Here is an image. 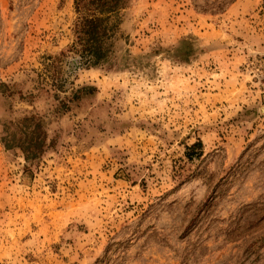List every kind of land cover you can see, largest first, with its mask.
Segmentation results:
<instances>
[{
	"label": "rangeland",
	"instance_id": "obj_1",
	"mask_svg": "<svg viewBox=\"0 0 264 264\" xmlns=\"http://www.w3.org/2000/svg\"><path fill=\"white\" fill-rule=\"evenodd\" d=\"M118 16L79 67L75 0H0V264H264V0Z\"/></svg>",
	"mask_w": 264,
	"mask_h": 264
},
{
	"label": "trees",
	"instance_id": "obj_2",
	"mask_svg": "<svg viewBox=\"0 0 264 264\" xmlns=\"http://www.w3.org/2000/svg\"><path fill=\"white\" fill-rule=\"evenodd\" d=\"M123 5L124 0H75V38L68 51L76 55L79 67H96L107 62L111 53L110 40L117 32L118 13ZM59 72L61 77L55 79V88L67 81L62 69L59 68ZM94 90L92 87L77 89L72 92V98L76 100L82 93H92Z\"/></svg>",
	"mask_w": 264,
	"mask_h": 264
}]
</instances>
